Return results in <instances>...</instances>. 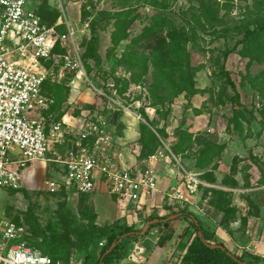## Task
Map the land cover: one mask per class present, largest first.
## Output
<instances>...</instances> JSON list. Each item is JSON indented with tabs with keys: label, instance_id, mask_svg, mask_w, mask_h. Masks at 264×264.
<instances>
[{
	"label": "rangeland",
	"instance_id": "1",
	"mask_svg": "<svg viewBox=\"0 0 264 264\" xmlns=\"http://www.w3.org/2000/svg\"><path fill=\"white\" fill-rule=\"evenodd\" d=\"M60 1L77 22L86 71V77L68 74L65 81L46 86L61 116H83L89 110L106 116L129 162L165 149L153 136L157 132L178 158L156 162L164 195L174 177L188 187L185 173L201 182H191L196 188L188 202L171 203L167 196L160 202L151 199L147 211L153 203L157 206L139 222L108 193H50L45 181L62 179V167L35 162L22 189H0V216L32 227L36 223L58 249L69 247L67 260L71 257L72 264H83L87 256V264H96L108 235L129 226L138 237L155 234V243L164 246L171 241L172 252H180V264H187L185 256L192 257L191 264H231L221 245L248 264H260L263 259L248 245L236 251L233 238L250 232L248 217L258 214L264 201V188L255 196L251 190L264 186V133L256 124L264 129V30H255L264 23V0H79L78 5ZM39 3L47 23L58 19L59 0ZM247 30L254 33L246 36ZM235 45L226 57L225 51ZM93 86L108 95L117 90V103ZM119 104L130 111H118ZM222 159L225 175L219 179L215 171ZM253 165L262 172L258 184L252 181ZM237 186L243 188L236 195L240 202L232 191ZM189 214L214 251L201 250ZM237 219L240 224L232 227ZM137 236L123 235L112 259L134 260L140 252ZM88 240V248L80 249Z\"/></svg>",
	"mask_w": 264,
	"mask_h": 264
},
{
	"label": "built area",
	"instance_id": "2",
	"mask_svg": "<svg viewBox=\"0 0 264 264\" xmlns=\"http://www.w3.org/2000/svg\"><path fill=\"white\" fill-rule=\"evenodd\" d=\"M39 2L0 0V189H21L35 162L58 163L62 179L45 181L50 193L72 190L85 195L103 188L123 212L146 213L148 200L159 190L156 162L178 161L176 154L160 137L165 149L129 162L115 125L103 114L89 110L67 118L51 111L54 100L45 85L61 83L68 74L86 77V71L77 22L59 0L58 19L47 23ZM70 2L78 5L79 0ZM97 91L110 103L120 96L117 90L112 95ZM119 107L130 111L123 104ZM184 176L188 187L176 181L166 193L171 203L188 202L196 188L191 182H201L191 173ZM30 236L25 222L0 216V264H72L71 257L57 259L36 247Z\"/></svg>",
	"mask_w": 264,
	"mask_h": 264
},
{
	"label": "crops",
	"instance_id": "3",
	"mask_svg": "<svg viewBox=\"0 0 264 264\" xmlns=\"http://www.w3.org/2000/svg\"><path fill=\"white\" fill-rule=\"evenodd\" d=\"M258 127H260V133H264V129L262 127V125L257 122L256 123ZM255 125V124H254ZM257 137V134L255 135ZM253 138V136H252ZM224 158V156H223ZM220 165H219V171H215L216 175L219 174V179L222 175H225V164L223 159L219 161ZM255 167V169L253 170L251 168L250 172L252 173V178H253V182L258 184V180L262 175V172H259L258 169H256V165H253ZM217 169V170H218ZM172 170V169H170ZM257 170V171H256ZM175 171V170H174ZM173 175V174H172ZM175 179V177H174ZM171 180L169 188L176 183V180L174 181ZM159 183H160V179H159ZM169 188L166 190L165 194L167 193V191L169 190ZM264 188V186L261 185H257V186H253V188H249L251 189L253 192V196L259 195L260 189ZM234 191L233 193L239 196L241 194V191L243 190V188H241V186H237L235 188H232ZM259 190V191H257ZM264 192V190H262ZM95 192H103V193H107L106 190H104L103 188H100L98 190H96ZM163 192L160 190L157 191V193L155 194V196L152 198L153 202H157V200L160 202L162 201V199H164V197L166 195L162 194ZM108 195V194H107ZM264 197V193L262 194ZM109 197H111L110 195H108ZM237 201L240 202L242 199H240V197H236ZM150 200H148L149 202ZM147 202V203H148ZM152 202V203H153ZM155 205L157 206V204L153 203L152 207H155ZM148 208V211L145 214H140L137 215V217H135L139 222H145L149 215L151 214V208ZM240 209V208H239ZM260 211L258 214H250V216L248 217V222L247 225L248 226H252L250 229V232H248V234L243 235L242 237L240 236V238H233V242L235 244V248L236 251L239 250L240 248L238 246H244L246 247L248 245V248H251L255 251V253L258 254L259 257H261L263 260H261L259 263H264V201L260 204ZM171 211V210H170ZM238 213V212H237ZM241 217V216H240ZM135 220V221H137ZM134 221V222H135ZM175 222V220L173 221ZM233 226L232 227H236L240 224V219L235 220L234 222H232ZM234 233L236 234L235 236H238L239 233H237V231H234ZM155 236V234H153ZM150 235L147 236V234L145 235H141L140 237L137 238L138 239V247L140 248V252L137 255H133L134 256V260H130V258H116V259H112L111 261L108 262V264H180V252L177 251V254H175L174 252H172V247L171 244L166 243L167 245H161L159 243H155L156 240L153 238L154 236ZM135 236V237H136ZM134 237V238H135ZM174 240V238H173ZM172 240V241H173ZM246 241V242H245ZM165 260L167 261V263H165ZM77 264V263H76ZM83 264H85V261H83Z\"/></svg>",
	"mask_w": 264,
	"mask_h": 264
},
{
	"label": "trees",
	"instance_id": "4",
	"mask_svg": "<svg viewBox=\"0 0 264 264\" xmlns=\"http://www.w3.org/2000/svg\"><path fill=\"white\" fill-rule=\"evenodd\" d=\"M123 1H124L123 3H129L131 0H123ZM133 1H138V0H133ZM149 1L154 2L155 0H149ZM40 12L42 13L41 8H40ZM42 15H43V13H42ZM45 21H47L46 18H45ZM55 21L56 20L52 21L51 23H53ZM118 27H120L121 29H125L124 23H119L118 24ZM255 30L256 31L257 30H264V23H262L261 25H259ZM252 33H254V31L247 30L246 36L247 35H250ZM235 49H236V45L233 48L227 49L225 51V56L227 57L229 55V53L233 52ZM228 80L230 82V85H231L232 89L236 90V87L234 85V82L231 80L230 77H229ZM48 84L49 83H47L45 85L44 89L46 88V86ZM44 91L46 93V89ZM237 96H238V93H237ZM58 110H59V105L54 101L53 105L51 106V111H53L55 113H58V116L60 117L61 114L58 112ZM153 136H154L155 140L158 139L160 141V138H159L157 132H156V134L154 133ZM159 141H158V144L159 143L162 144V142L161 141L159 142ZM19 190L20 189L14 190V191H19ZM189 216L192 218V226H193L194 230L198 233V239L200 240L201 250L204 248V249H208L209 251H214V249L210 246V244H207L202 239L203 237L200 236V234L203 233V228L198 223V221L195 218V216H193L192 214H189ZM29 227H30V230H31V236H30V238L32 240V244L33 245H35L36 247L41 248L45 253H47L48 255H50V256H52L54 258L64 259V260H67L69 258V252H68V248L69 247L67 248V250H60V249L57 248V245L55 243L49 241V239L44 235V233H42L40 227L36 223H35V226L34 227H32V226H29ZM126 234L127 235H130V237H133V236H136L137 234H139V232L132 230V228L129 226V227H125V230H123L120 233H112V234L108 235L109 243L103 247L102 252H101V256L98 259V261H97L96 264L104 263V262H107L108 263L109 261H111L112 260V255H113L114 251H116L117 249H119V246H121L120 243L123 241V240H121V237L123 235H126ZM40 236H42V238H40ZM120 240H121V242H120ZM90 242L91 241L88 240L87 242H85L84 246H82L81 248L79 247V248L85 251L88 248V244H90ZM112 246H114V248L111 249L108 252V250L110 249V247L112 248ZM64 247H67V246H64ZM220 247H222V250L221 251L226 256L227 260H229L230 262L232 261L231 264H248L244 259H241V258L232 256V254L223 245H221ZM186 255H188V253ZM88 257L89 256H87L86 259H85V264H87L86 262L88 260ZM184 259H185V262L187 261V264H191L190 262H188V260H192V257L190 258L188 256H185ZM198 261L200 262V260H198ZM204 262H205V260H204ZM204 262H202V263H204ZM202 263H200V264H202Z\"/></svg>",
	"mask_w": 264,
	"mask_h": 264
},
{
	"label": "water",
	"instance_id": "5",
	"mask_svg": "<svg viewBox=\"0 0 264 264\" xmlns=\"http://www.w3.org/2000/svg\"><path fill=\"white\" fill-rule=\"evenodd\" d=\"M111 249H112V248H111ZM111 249H109L108 252H109Z\"/></svg>",
	"mask_w": 264,
	"mask_h": 264
}]
</instances>
